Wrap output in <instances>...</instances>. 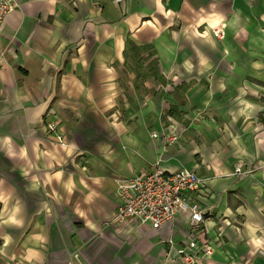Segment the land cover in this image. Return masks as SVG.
I'll list each match as a JSON object with an SVG mask.
<instances>
[{
    "label": "crops",
    "instance_id": "obj_1",
    "mask_svg": "<svg viewBox=\"0 0 264 264\" xmlns=\"http://www.w3.org/2000/svg\"><path fill=\"white\" fill-rule=\"evenodd\" d=\"M15 3L0 27V264H171L183 214L157 229L110 220L118 180L155 166L205 179L201 264H264V0ZM148 54L155 73L136 87L135 59ZM159 77L228 132L191 131L164 151L147 125L171 94L139 98L163 90ZM45 115L65 145L45 134Z\"/></svg>",
    "mask_w": 264,
    "mask_h": 264
},
{
    "label": "built area",
    "instance_id": "obj_2",
    "mask_svg": "<svg viewBox=\"0 0 264 264\" xmlns=\"http://www.w3.org/2000/svg\"><path fill=\"white\" fill-rule=\"evenodd\" d=\"M112 1L116 5H123V0ZM15 7V0H0V27L3 16ZM212 33L221 37L219 29L212 30ZM46 115L43 119L45 134L54 143L65 145L56 121L47 119ZM156 136L155 132L151 133V137ZM172 140L174 137L170 138ZM233 172L239 173L240 167L235 166ZM204 181L195 171L184 167L163 170L155 166L140 170L118 180V203L110 220L118 223L132 220L157 229L183 214L188 238L180 244L168 240L164 259L171 264H201L212 253V247L205 237V223L211 212L197 198L203 191Z\"/></svg>",
    "mask_w": 264,
    "mask_h": 264
},
{
    "label": "rangeland",
    "instance_id": "obj_3",
    "mask_svg": "<svg viewBox=\"0 0 264 264\" xmlns=\"http://www.w3.org/2000/svg\"><path fill=\"white\" fill-rule=\"evenodd\" d=\"M146 53H149V51H147ZM149 56L150 58H148ZM135 60L142 64V65H136L135 63V65L138 66V69L140 71L139 74L142 75L141 76L142 79L136 78L137 79L136 81L139 84L136 87L144 86V84H142L145 82L144 80L149 78L152 73H155L154 71L153 72L151 71L155 67V59L151 54H148V56L144 57V61H141L140 59H137V58ZM158 82L162 85L163 90H161L160 92L159 91L155 92L154 90L152 91V90H149V88L144 87L146 90L145 91L146 93L140 96L139 98H140L142 105H145L146 101L150 100L151 98L154 101L157 100L158 102H161V103H167L168 100L164 96L166 94L164 91H167L168 94H171V101H173L172 104L164 105L161 109V112H159L158 117L155 118V120L158 123L157 128L151 129L152 125L150 124L147 125L148 126L147 132L149 133V136L151 137V133L155 132L157 136L160 137L161 148L164 151L169 145H174L175 141L176 143H178V141L181 142L182 135L184 136L190 135L191 137H194L195 139H197V136H195L194 134L195 132L191 133V131H195V130L201 131V129L204 130L205 136L204 135L203 136L206 139L209 136V132L216 133V134L219 132H222V133L228 132L226 126L230 127V125L220 124V130H218L217 125H216L218 120L215 118L213 111H211L210 109H206L204 111L200 110L201 115H198V111L196 108L189 109V107L184 106V99H183L182 91L181 89H178L179 85L177 84L178 83L177 81L176 82H174V80L167 81L164 77L162 78L159 77ZM136 108H139V107H136ZM192 110H196L197 112L196 113L194 111L192 112ZM187 113H192L193 114L192 117L188 118L186 116ZM198 119L202 123L200 126H196L197 124H193V123H197ZM171 137H174V140L170 141ZM210 137H211L210 141H213L214 137L212 136ZM151 138L156 139V137H151ZM206 142H209V141L206 140ZM251 171H252L251 167H249L248 169L246 167L245 168L240 167V172L237 174L238 175L250 174ZM235 197H239V194L236 193Z\"/></svg>",
    "mask_w": 264,
    "mask_h": 264
}]
</instances>
